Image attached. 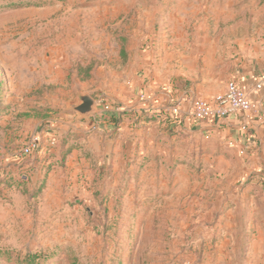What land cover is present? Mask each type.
<instances>
[{
  "label": "rangeland",
  "instance_id": "374dc122",
  "mask_svg": "<svg viewBox=\"0 0 264 264\" xmlns=\"http://www.w3.org/2000/svg\"><path fill=\"white\" fill-rule=\"evenodd\" d=\"M219 5L0 0V264H264V175L241 170L242 158L233 171L197 174L190 198L187 189L173 195L172 165L181 161L171 157L117 173L116 185L107 171L101 180L79 178L58 198L42 193L51 169H21L6 157L20 143L1 142L6 122L32 115L46 96L55 98L53 112L71 118L86 84L99 99L114 75L199 72L205 34L219 47L232 36L224 16L212 17ZM247 19L264 38V16ZM205 23L210 33L198 31ZM92 69L97 77L86 82ZM141 90L133 92L137 100Z\"/></svg>",
  "mask_w": 264,
  "mask_h": 264
},
{
  "label": "crops",
  "instance_id": "0c3cea01",
  "mask_svg": "<svg viewBox=\"0 0 264 264\" xmlns=\"http://www.w3.org/2000/svg\"><path fill=\"white\" fill-rule=\"evenodd\" d=\"M191 1H219L223 11L212 17L224 16V22L230 23L225 31H231L232 34L221 47L222 42L214 45L213 41L209 42L208 34H205L200 43L204 51L196 59L199 61V72L189 71L188 74L178 70L176 74L155 72L136 76L133 71L125 75H114L110 80L112 87L105 93L110 101L105 99L119 103L124 111L104 114L97 120L93 114L83 119L78 112L76 117L72 115L71 118H64L61 113L57 114L51 109L55 98L46 96L42 103H38L32 115L23 112L6 122L1 140L3 148H9L12 143H20L14 151L9 150L6 157L13 164L22 165L21 169H51L42 190L44 195L55 192L61 198L59 189L77 185L79 178L101 180L106 171L114 175L116 185L117 173H129L137 165L146 169L153 159L161 165H165L163 162L169 164V157L181 161L172 165L174 174H178L173 179L176 186L173 195L178 197L186 189L191 197L199 173H213L218 168L233 171L236 167L235 158L246 161L244 166L239 163L241 170L245 168L247 172L257 171L264 175V124L255 120L247 122L242 114H232L221 120H198L190 113L195 98L213 100L224 91L231 79L261 103L260 111L264 113V86L258 93L252 91L255 83L264 75V38L260 37L263 29L248 19L246 22V18L264 16V0ZM245 2H252L250 5L254 8L251 9ZM203 16L211 15L207 13ZM240 17L244 19L236 21L235 18ZM211 26L205 23L198 26V31L210 33ZM212 48L214 51L209 52ZM89 74L84 78L86 82L97 77L95 69L89 71ZM76 78L79 79L78 74ZM86 86L89 88L90 84ZM88 88L80 94L90 95L96 102L95 106L99 107L98 98L92 96ZM138 89L144 91L143 100L135 98L133 92L136 93ZM173 104H179L178 113L169 110ZM94 121H97L98 129L91 131L90 126ZM246 122L247 128L242 129ZM32 134H39L45 146L51 138H56L57 144L49 151L45 147L40 153L24 157L20 154V148ZM231 140L235 142L233 146L228 143ZM241 150L246 153L241 154ZM27 158L29 162H25ZM157 199L161 205L163 198ZM158 200L147 204H156Z\"/></svg>",
  "mask_w": 264,
  "mask_h": 264
},
{
  "label": "built area",
  "instance_id": "2783aa9c",
  "mask_svg": "<svg viewBox=\"0 0 264 264\" xmlns=\"http://www.w3.org/2000/svg\"><path fill=\"white\" fill-rule=\"evenodd\" d=\"M264 86V75L258 80L252 88L254 93H258ZM145 98V94H142ZM97 104L100 107L94 112L93 116L97 120L98 117L108 113H121L124 107L119 104L108 102L105 98L97 99ZM261 103L252 98V96L235 80H229L224 91L217 95L213 100L209 101L202 97L195 98L190 113L198 119L214 118L217 120L225 119L232 114H242L244 119L249 122L255 120L257 123L264 124V113L260 111ZM179 104H173L169 110L173 113H178ZM247 122L242 125V129L247 128ZM98 129L97 121L90 126L91 131ZM233 146V140L228 142ZM57 144L56 138H51L46 146L39 134H32L28 137L26 143L20 148V154L24 157H30L34 154L40 153L43 148L51 150ZM242 154L246 152L240 151Z\"/></svg>",
  "mask_w": 264,
  "mask_h": 264
},
{
  "label": "water",
  "instance_id": "95a60500",
  "mask_svg": "<svg viewBox=\"0 0 264 264\" xmlns=\"http://www.w3.org/2000/svg\"><path fill=\"white\" fill-rule=\"evenodd\" d=\"M81 102L74 106L72 109L83 118L88 119L89 116L94 112L96 102L94 98L87 94L80 95Z\"/></svg>",
  "mask_w": 264,
  "mask_h": 264
},
{
  "label": "trees",
  "instance_id": "16d2710c",
  "mask_svg": "<svg viewBox=\"0 0 264 264\" xmlns=\"http://www.w3.org/2000/svg\"><path fill=\"white\" fill-rule=\"evenodd\" d=\"M89 75H90L89 73L86 74V76H84V78H85V77H88ZM78 77L81 78V74H80V73L78 74ZM0 89H1V81H0ZM145 117L148 118L147 116H145Z\"/></svg>",
  "mask_w": 264,
  "mask_h": 264
}]
</instances>
